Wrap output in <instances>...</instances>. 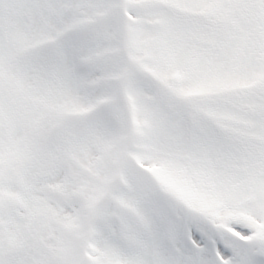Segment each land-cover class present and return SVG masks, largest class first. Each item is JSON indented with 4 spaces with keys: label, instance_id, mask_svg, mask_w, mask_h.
<instances>
[{
    "label": "snow or ice",
    "instance_id": "snow-or-ice-1",
    "mask_svg": "<svg viewBox=\"0 0 264 264\" xmlns=\"http://www.w3.org/2000/svg\"><path fill=\"white\" fill-rule=\"evenodd\" d=\"M0 264H264V0H0Z\"/></svg>",
    "mask_w": 264,
    "mask_h": 264
}]
</instances>
